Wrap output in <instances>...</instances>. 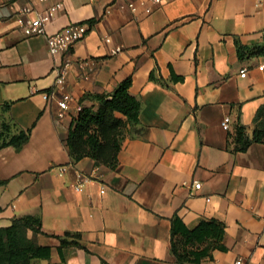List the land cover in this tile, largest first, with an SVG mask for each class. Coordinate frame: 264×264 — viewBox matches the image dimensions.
Segmentation results:
<instances>
[{
	"label": "crops",
	"instance_id": "1",
	"mask_svg": "<svg viewBox=\"0 0 264 264\" xmlns=\"http://www.w3.org/2000/svg\"><path fill=\"white\" fill-rule=\"evenodd\" d=\"M59 2L44 34L24 33L23 9L34 15ZM137 2V11L125 0L0 3V130L9 124L0 145L32 130L21 149L0 147V226L33 215L48 234L81 233L86 248L62 253L58 239L37 235L59 264H179L171 219L193 229L215 218L226 224L228 249L214 250V261L187 264L238 257L264 264V143L236 151L234 142L238 126L251 133L264 114V51H238V43L264 45V0ZM77 23L89 28L70 51L59 93L74 100L61 116L52 94L60 59L47 37ZM116 46L122 51L112 54ZM129 76L140 120L124 128L118 168L73 160L66 139L76 106L86 93L111 94ZM227 116L229 130L222 127ZM79 174L89 177L83 191Z\"/></svg>",
	"mask_w": 264,
	"mask_h": 264
},
{
	"label": "trees",
	"instance_id": "2",
	"mask_svg": "<svg viewBox=\"0 0 264 264\" xmlns=\"http://www.w3.org/2000/svg\"><path fill=\"white\" fill-rule=\"evenodd\" d=\"M91 23L94 20L90 21ZM243 57L246 52L253 55L264 51V45L246 47L238 43ZM174 79H182L174 75ZM132 77L122 80L111 94L86 93L81 100V109L73 116L66 144L73 160L93 158L98 165L117 169L119 154L124 141V128L139 122L141 103L130 94ZM93 100L84 104V100ZM9 129L4 124L0 139ZM31 129L23 130L4 141L1 146L12 145L21 149L31 137ZM235 150L246 151L253 143H264V114L258 112L254 128L240 125L234 136ZM6 181L0 180V185ZM171 250L177 263H201L214 261V250L226 251L224 243L226 224L215 218L202 220L195 228H188L179 216L171 219ZM32 233V235H30ZM38 234H45L60 241V253L68 247L86 248L82 234L65 231L63 234H48L43 230L40 217L16 216L8 226H0V264H59L52 261V246L38 243Z\"/></svg>",
	"mask_w": 264,
	"mask_h": 264
},
{
	"label": "built area",
	"instance_id": "3",
	"mask_svg": "<svg viewBox=\"0 0 264 264\" xmlns=\"http://www.w3.org/2000/svg\"><path fill=\"white\" fill-rule=\"evenodd\" d=\"M15 0H0V3L5 4L9 2H13ZM164 0H153L155 3H162ZM128 7L132 11H137L139 4L137 0H125ZM141 4H145V1H141ZM63 8V3H55L50 5L47 9L43 11L35 12L33 15V10L30 8L23 9L21 14L18 16V22L21 25L24 33L27 36H34L38 34H44L46 32V24L56 17V14L60 9ZM88 25L85 23H77L70 24L67 27L61 29L60 31L50 34L47 37L48 49L51 55L58 57L60 62L56 67V79H55V87L53 89V95L57 98L59 107L61 109L60 115L64 116L66 112L71 109V102L74 100V97L70 93H59L60 89L65 85L68 75L70 73L72 59L70 57V51L73 46L84 36L88 31ZM107 42H110V37L105 39ZM122 51L121 46H116L112 49V54H117ZM264 67V64H263ZM45 97H49L46 93ZM81 109V105L78 104L75 108V112L77 113ZM231 118L229 116L225 117L222 121V127L225 130L230 129ZM78 182L76 188L78 191L84 190V183L89 181V177L79 174ZM196 188H200L201 184L196 183ZM102 193L105 192V188L103 187L101 190ZM234 264H253L250 261L243 259L242 257H238Z\"/></svg>",
	"mask_w": 264,
	"mask_h": 264
},
{
	"label": "rangeland",
	"instance_id": "4",
	"mask_svg": "<svg viewBox=\"0 0 264 264\" xmlns=\"http://www.w3.org/2000/svg\"><path fill=\"white\" fill-rule=\"evenodd\" d=\"M30 235H32V233H30Z\"/></svg>",
	"mask_w": 264,
	"mask_h": 264
}]
</instances>
